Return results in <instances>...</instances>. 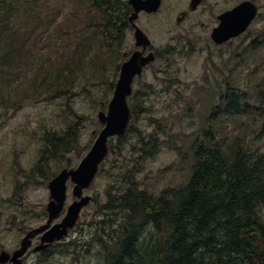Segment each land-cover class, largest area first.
<instances>
[{
	"label": "rangeland",
	"instance_id": "1",
	"mask_svg": "<svg viewBox=\"0 0 264 264\" xmlns=\"http://www.w3.org/2000/svg\"><path fill=\"white\" fill-rule=\"evenodd\" d=\"M3 1L7 0H0V4ZM13 7L8 20L10 29H0V55L6 45L19 48L22 44L24 55L18 64L15 59L13 64L5 63V71L0 75V244L5 248L12 247L27 229L46 221L49 180L64 167H76L89 151L103 128L98 112L108 109L113 85L119 76V70L109 58L102 60L96 46L82 51L84 8L80 0H17ZM263 26L264 22L259 20L245 35L218 46L203 42L202 38L209 35L197 26L192 27L190 22L176 25L168 12L148 16L146 29L162 54L147 68L145 76L134 83V97L129 101L133 106L135 98L137 104L134 130L121 141L118 137L111 139L115 151H110L102 171L99 170L92 185L85 190L93 199L82 210L77 227L65 239L71 242L81 237L84 241L80 248L73 246L79 252L78 259L72 253L58 252L55 261L105 264L107 249L103 250L98 242L100 228L122 221L100 216L108 198L107 189L110 183L130 186L123 176L112 177L120 171V166L114 164L117 158L124 172L137 170L133 181H137L139 189L158 192L187 182L193 158L190 156L187 161L184 156L191 155L190 146L195 138L204 137L202 127L207 125L215 89H218L216 106L219 93L228 86L257 93L258 84L264 81V45L254 52L236 56L242 50L244 38ZM127 33L121 52L132 46L131 31L128 29ZM189 35L193 37L190 39ZM190 40L191 44L187 45ZM190 45L195 50L187 53ZM171 46L176 50L175 55L166 53ZM122 61L118 57V62ZM67 64L77 71L75 84L68 93H36L37 100L22 99V106L16 108L15 103L29 89L31 79L41 66L57 71ZM7 98L11 99L8 105L3 103ZM262 120L254 115L229 117L221 112L218 117L223 135L229 138L239 135L246 144L264 152V136L259 132ZM70 123H77L78 142L64 157L50 159L48 172H57L48 181L42 173L28 178L26 174L45 148V132H64ZM141 135L157 139L159 146L155 155L139 158L143 145ZM131 175V171L126 172L124 179ZM18 181L23 188L16 194ZM68 185L66 206L74 199V184L69 181ZM31 260L28 259V264Z\"/></svg>",
	"mask_w": 264,
	"mask_h": 264
},
{
	"label": "trees",
	"instance_id": "2",
	"mask_svg": "<svg viewBox=\"0 0 264 264\" xmlns=\"http://www.w3.org/2000/svg\"><path fill=\"white\" fill-rule=\"evenodd\" d=\"M10 2L0 4L1 30L10 29L8 20L17 0ZM80 2L84 8L82 51L96 46L103 61L109 58L116 65L128 23L129 0ZM263 45L264 28L246 36L236 56L254 52ZM23 48V44L19 48L5 46L0 55V75L5 71V63L13 64L14 59L19 63ZM76 78L77 71L70 64L58 67L57 71L41 66L15 106L20 108L22 99L35 101L46 91L66 94ZM258 86L257 93L228 86L219 93L216 106L218 89H215L207 125L202 127L204 137L195 138L190 146L191 155L184 156L187 161L190 156L193 158L187 182L158 192L139 189L137 181H133L137 170L124 172L119 159L114 160L120 171L112 177L123 176L130 186L110 183L107 189L108 198L100 216L122 221L114 223L118 229L113 234L117 236L113 238L114 245L105 246V264H264V152L246 144L239 135L230 138L223 135L218 121L219 112L232 117L259 116L263 118L259 132L264 136V81ZM9 100L3 103L8 105ZM77 129V123H70L64 132L47 130L42 155L26 176L35 178L37 173H42L48 181L57 172H48L50 159L64 157L75 147ZM130 130H134V125ZM156 140L141 135L139 158L155 155ZM111 149L115 151L113 145ZM128 171L133 176L125 180ZM22 188L18 181L15 193ZM98 240L106 239L101 234Z\"/></svg>",
	"mask_w": 264,
	"mask_h": 264
},
{
	"label": "water",
	"instance_id": "3",
	"mask_svg": "<svg viewBox=\"0 0 264 264\" xmlns=\"http://www.w3.org/2000/svg\"><path fill=\"white\" fill-rule=\"evenodd\" d=\"M130 2L135 10L131 15L132 21L137 17L140 10L155 11L161 4V0H130ZM256 14L257 8L250 2H244L235 9L225 13L222 16L221 26L213 34L215 41L222 43L241 34L249 27ZM136 37L138 44L143 43L146 46L151 43L149 37L139 27H137ZM155 58L156 55L153 52L145 55L143 52L136 51L128 60L123 62L120 77L116 83L115 92L109 103L108 110H101L98 113L100 121L105 124L104 128L99 133L90 151L76 168H64L49 181L48 223L28 232L22 240L21 248L14 253L16 259L27 250L32 236L48 228L52 220L64 210L68 198L69 179L74 183L72 194L76 199L68 206L63 220L45 232L43 244L37 247L36 250L45 248L55 240L64 238L68 234L69 228L76 225L82 209L91 201L90 195H84V189L91 185L99 171L100 164L108 155L110 138L115 135L123 136L130 125L132 111L128 96L132 93L133 80L137 74L142 73L144 66L154 61ZM44 242H47V244H44ZM5 256H7V253L3 252L2 258ZM19 261L17 260L16 264H20Z\"/></svg>",
	"mask_w": 264,
	"mask_h": 264
},
{
	"label": "flooded vegetation",
	"instance_id": "4",
	"mask_svg": "<svg viewBox=\"0 0 264 264\" xmlns=\"http://www.w3.org/2000/svg\"><path fill=\"white\" fill-rule=\"evenodd\" d=\"M244 2H250L257 8V14L255 18L253 19V21L251 22L249 28H251L252 25L259 20L261 22H264V0H161V4L157 10L148 11L146 9H142L138 13L137 18L134 21V24H136L139 28L144 30L151 40V43L146 46L143 43L138 44V39L136 37L137 30H136V27L133 25V21L130 20V17L132 13L134 12V7L130 4V11L127 17L128 23L125 28V32L123 34V40H122L121 45L126 41L127 35H128L127 30L129 29L131 31L130 35L132 37V40H131L132 46L129 50L123 51L119 54V56L123 58V61L120 63V67H121V64L125 62L126 60H128L132 56V54L136 51L143 52L145 55H148L151 52H153L156 55V59L153 62H150L149 64H147L144 67V70L141 74H138L135 76V79L133 81V92H134L135 81L142 79L146 74L147 68H149L150 65H152L162 54V52L155 46L152 37L149 35L150 33L146 29V25L148 22V16L156 15V14L160 15V14H164L168 12L170 14L171 20H173L176 25L182 26L185 23L190 22L192 27L197 26L203 32L209 35V38H206V39L202 38L203 42L207 41L209 43L211 42L214 45L222 46L224 44L231 42L232 40L238 37L245 35L249 31L248 30L249 28H248L246 32L238 36H234L230 38L229 40L224 41L222 43L216 42L213 37L214 32L222 24V16L225 13L235 9L237 6L243 4ZM263 28L264 26L258 29V31L263 30ZM251 34H254V32H251L250 35ZM179 36H183V33L182 35H179ZM192 37H193L192 35H189L190 39ZM195 40H198V39H195ZM188 44H191V40L187 43V45ZM188 47L189 49L187 53L193 52L195 50L193 45H190ZM167 49L168 50L166 51V53L168 55L176 54V50L173 46ZM133 92L128 97L129 101H130V98L133 96ZM131 109L134 113H137V104L135 103V98H134V105L131 106ZM157 146H159L158 143H157ZM45 213L47 215L46 221L35 227L27 229L12 247L5 248L3 244H0V264H16L17 260H20L19 261L20 264H28L29 258L33 259L29 261V264H59L57 261L54 260V257L58 254V252H64V253L67 252L69 254L72 253L74 259H78L79 252L73 246L80 248V246L84 244V241H82L81 237L71 242L65 241V239L68 238L70 232L77 227L78 223L74 226V228L69 230L68 235L65 236L63 239L56 240L52 244L48 245L47 247L36 250L37 247L43 244V236L45 232L48 231L55 224L61 222L65 215V212L62 213L57 218H55L50 223V226L48 228H45L42 231L36 233L34 236H32L31 243L29 244L27 250L23 253L22 256L18 257V259L14 257L15 251L21 248L22 240L24 236L31 229L45 226L48 223V213L47 212ZM117 229L118 227H115L113 223L109 224L108 227L100 228L102 235H104L106 239L105 242L98 240V242L101 243L100 245L103 246V250L106 249L105 246L107 245H110V246L114 245L113 238L116 237L117 235L113 234V230H117ZM44 244H47V243L44 242ZM3 252H6L7 256L2 258ZM33 256L35 257L33 258Z\"/></svg>",
	"mask_w": 264,
	"mask_h": 264
},
{
	"label": "bare ground",
	"instance_id": "5",
	"mask_svg": "<svg viewBox=\"0 0 264 264\" xmlns=\"http://www.w3.org/2000/svg\"><path fill=\"white\" fill-rule=\"evenodd\" d=\"M188 238V237H187ZM212 243V242H211ZM124 260V259H123ZM126 260V259H125Z\"/></svg>",
	"mask_w": 264,
	"mask_h": 264
}]
</instances>
